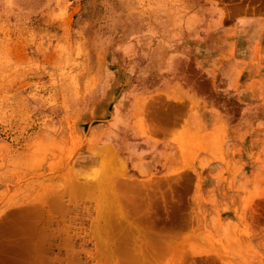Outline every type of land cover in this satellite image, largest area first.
Segmentation results:
<instances>
[{"label":"rangeland","instance_id":"1","mask_svg":"<svg viewBox=\"0 0 264 264\" xmlns=\"http://www.w3.org/2000/svg\"><path fill=\"white\" fill-rule=\"evenodd\" d=\"M256 205L264 0H0V264H257Z\"/></svg>","mask_w":264,"mask_h":264},{"label":"bare ground","instance_id":"2","mask_svg":"<svg viewBox=\"0 0 264 264\" xmlns=\"http://www.w3.org/2000/svg\"><path fill=\"white\" fill-rule=\"evenodd\" d=\"M250 210L249 211L251 213L247 214V216H250V220L248 222L249 225H246V226L243 225L242 229H241V234H242L241 237H244V236L246 238L248 237V239H246L244 237L246 240L244 239L245 242H242V243H244V246L242 245L241 247H243L244 251L248 252L247 254L249 256L247 257L246 255H244L242 253L243 257L241 259H242V261L245 262L250 257H253V258L256 259V261H258L257 264H264V256L259 250L260 243H262V245L264 246V231H263V228H261L259 226V219H260L259 218V216H260L259 206L258 205L253 206ZM247 218H249V217H247ZM256 236L259 237L261 240L258 241V242L257 241H253V238L256 237ZM239 245H240V242H239ZM223 261H224L225 264H232L230 260L227 261V263L225 262L224 259H223ZM249 262H252V260L249 259ZM249 264H251V263H249Z\"/></svg>","mask_w":264,"mask_h":264}]
</instances>
